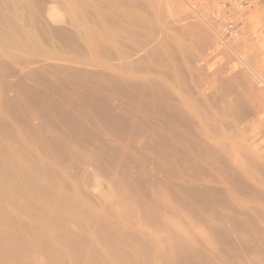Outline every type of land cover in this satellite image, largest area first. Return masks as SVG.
<instances>
[{
  "label": "rangeland",
  "instance_id": "rangeland-1",
  "mask_svg": "<svg viewBox=\"0 0 264 264\" xmlns=\"http://www.w3.org/2000/svg\"><path fill=\"white\" fill-rule=\"evenodd\" d=\"M193 1L0 0V264H264V0Z\"/></svg>",
  "mask_w": 264,
  "mask_h": 264
},
{
  "label": "built area",
  "instance_id": "built-area-1",
  "mask_svg": "<svg viewBox=\"0 0 264 264\" xmlns=\"http://www.w3.org/2000/svg\"><path fill=\"white\" fill-rule=\"evenodd\" d=\"M260 0H199L189 4L193 17L219 25L218 39L224 44L239 41L244 36L247 14Z\"/></svg>",
  "mask_w": 264,
  "mask_h": 264
},
{
  "label": "bare ground",
  "instance_id": "bare-ground-1",
  "mask_svg": "<svg viewBox=\"0 0 264 264\" xmlns=\"http://www.w3.org/2000/svg\"><path fill=\"white\" fill-rule=\"evenodd\" d=\"M247 24V23H246ZM246 26V25H245ZM2 142V141H1ZM4 142V141H3ZM4 144V143H3ZM16 148V147H15ZM22 152H23V150H22ZM20 154V153H19ZM19 160V159H18ZM26 160V159H25ZM248 160V159H247ZM26 162V161H25ZM249 162V161H248ZM24 163V162H23ZM234 163V162H233ZM236 164V163H235ZM248 165V164H247ZM255 165V164H254ZM37 166V165H36ZM252 166V165H251ZM255 166H257V165H255ZM33 167V166H32ZM26 168V167H25ZM254 168V167H253ZM260 168V167H259ZM35 170V169H34ZM38 172V171H37ZM2 173V172H1ZM249 173H250V170H249ZM11 174V173H10ZM24 174H26L25 172H24ZM256 174V173H255ZM257 175V174H256ZM260 175V174H259ZM6 177H7V175H5ZM258 176V175H257ZM260 177V176H259ZM262 178V177H261ZM29 179V178H28ZM258 180V179H257ZM40 181V180H39ZM12 184V183H11ZM258 184V183H257ZM261 184V183H260ZM41 187V186H40ZM49 193V192H48ZM38 194V193H37ZM256 195V194H255ZM49 197V196H48ZM262 197V196H261ZM50 198V197H49ZM2 199V198H1ZM256 199V198H255ZM259 199H261V198H259ZM2 201V200H1ZM8 201V200H7ZM9 202V201H8ZM51 202V201H50ZM11 205V204H10ZM9 205V206H10ZM15 207V206H14ZM38 211V210H37ZM1 212V211H0ZM4 212V211H3ZM6 212V211H5ZM16 213V212H15ZM4 215V214H3ZM16 215V214H15ZM18 216V215H17ZM12 218V217H11ZM24 218V217H23ZM8 219V218H7ZM15 220V219H14ZM22 221V220H21ZM6 222V221H5ZM67 223V222H66ZM12 224V223H11ZM12 226V225H11ZM23 227V226H22ZM29 227V226H28ZM24 228H26L25 226H24ZM17 230H18V227H17ZM20 232V231H19ZM4 233V232H3ZM2 233V234H3ZM20 234V233H19ZM10 235V234H9ZM12 236V235H11ZM5 237H6V239H7V236L5 235ZM10 237V236H9ZM9 237H8V239H9ZM68 239V238H67ZM5 240V239H4ZM73 240V239H72ZM13 243V242H12ZM5 244V243H4ZM108 244V243H107ZM25 245V244H24ZM20 246H21V244H20ZM111 246H112V244H111ZM117 246V245H116ZM28 247V246H27ZM44 247V246H43ZM109 247V246H108ZM16 248V247H15ZM20 248V247H19ZM3 249V248H2ZM17 249V248H16ZM83 249V248H82ZM43 250V249H42ZM113 250V249H112ZM45 252V251H44ZM117 252V251H116ZM54 253V252H53ZM49 254H50V252H49ZM94 255V254H93ZM126 255V254H125ZM5 256V255H4ZM123 256V255H122ZM84 257H85V255H84ZM123 258H124V256H123ZM20 261V260H19ZM50 261V260H49ZM53 262H55V261H53ZM100 262V261H99ZM52 263V262H51ZM94 263H96V262H94ZM103 264V263H102Z\"/></svg>",
  "mask_w": 264,
  "mask_h": 264
}]
</instances>
